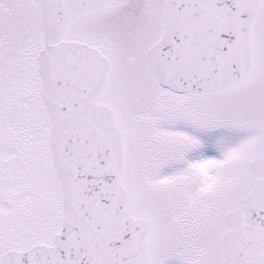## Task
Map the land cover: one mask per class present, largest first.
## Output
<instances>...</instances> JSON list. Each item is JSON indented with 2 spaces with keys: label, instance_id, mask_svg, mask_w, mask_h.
Returning <instances> with one entry per match:
<instances>
[{
  "label": "snow or ice",
  "instance_id": "snow-or-ice-1",
  "mask_svg": "<svg viewBox=\"0 0 264 264\" xmlns=\"http://www.w3.org/2000/svg\"><path fill=\"white\" fill-rule=\"evenodd\" d=\"M0 264H264V0H0Z\"/></svg>",
  "mask_w": 264,
  "mask_h": 264
}]
</instances>
